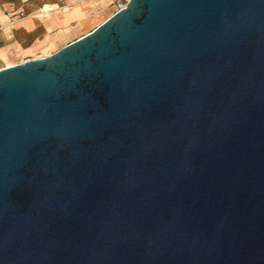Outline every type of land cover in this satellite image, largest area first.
Wrapping results in <instances>:
<instances>
[{"label": "water", "instance_id": "1", "mask_svg": "<svg viewBox=\"0 0 264 264\" xmlns=\"http://www.w3.org/2000/svg\"><path fill=\"white\" fill-rule=\"evenodd\" d=\"M0 264H264V0H126L1 68Z\"/></svg>", "mask_w": 264, "mask_h": 264}, {"label": "crops", "instance_id": "2", "mask_svg": "<svg viewBox=\"0 0 264 264\" xmlns=\"http://www.w3.org/2000/svg\"><path fill=\"white\" fill-rule=\"evenodd\" d=\"M124 2L126 0H0V69L55 52L92 30ZM61 5L63 7L58 8ZM42 6L53 9L39 15Z\"/></svg>", "mask_w": 264, "mask_h": 264}, {"label": "built area", "instance_id": "3", "mask_svg": "<svg viewBox=\"0 0 264 264\" xmlns=\"http://www.w3.org/2000/svg\"><path fill=\"white\" fill-rule=\"evenodd\" d=\"M22 2H26L28 0H21ZM47 1H50V0H47ZM123 4H120L119 7H121ZM63 7L62 5L59 6L58 8H61ZM53 9L52 6H42L39 10V15H43V14H46L48 13L49 11H51ZM20 16H23V14L20 13Z\"/></svg>", "mask_w": 264, "mask_h": 264}, {"label": "rangeland", "instance_id": "4", "mask_svg": "<svg viewBox=\"0 0 264 264\" xmlns=\"http://www.w3.org/2000/svg\"><path fill=\"white\" fill-rule=\"evenodd\" d=\"M124 3H125V2H124ZM124 3H123V4H124ZM117 8H118V7H115V8H113V9L110 11V13H109V14L113 13L114 11H116V10H117Z\"/></svg>", "mask_w": 264, "mask_h": 264}]
</instances>
